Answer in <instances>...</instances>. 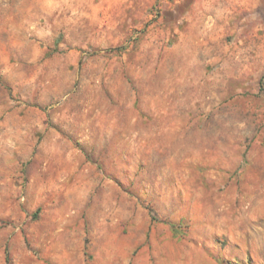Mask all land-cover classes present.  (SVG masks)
I'll use <instances>...</instances> for the list:
<instances>
[{"label":"rangeland","instance_id":"374dc122","mask_svg":"<svg viewBox=\"0 0 264 264\" xmlns=\"http://www.w3.org/2000/svg\"><path fill=\"white\" fill-rule=\"evenodd\" d=\"M201 1L0 0V264H264V0Z\"/></svg>","mask_w":264,"mask_h":264},{"label":"bare ground","instance_id":"6f19581e","mask_svg":"<svg viewBox=\"0 0 264 264\" xmlns=\"http://www.w3.org/2000/svg\"><path fill=\"white\" fill-rule=\"evenodd\" d=\"M225 0H202L201 2H199V4L201 3V5H203L205 8H207V13L210 14L211 16H213L215 14V9L214 7L218 4H222L224 3ZM197 4V5H199ZM210 22L213 23L212 25V29L215 28V26L218 24V19H213L210 18L209 19ZM209 22V23H210Z\"/></svg>","mask_w":264,"mask_h":264}]
</instances>
